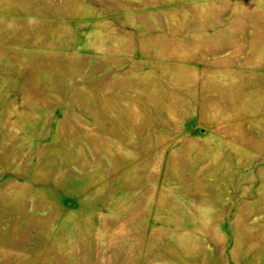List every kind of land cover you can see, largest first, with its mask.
Instances as JSON below:
<instances>
[{
    "label": "rangeland",
    "instance_id": "obj_1",
    "mask_svg": "<svg viewBox=\"0 0 264 264\" xmlns=\"http://www.w3.org/2000/svg\"><path fill=\"white\" fill-rule=\"evenodd\" d=\"M0 264H264V0H0Z\"/></svg>",
    "mask_w": 264,
    "mask_h": 264
}]
</instances>
